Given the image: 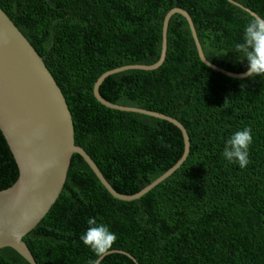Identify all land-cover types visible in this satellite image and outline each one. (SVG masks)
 Masks as SVG:
<instances>
[{
	"label": "trees",
	"instance_id": "obj_1",
	"mask_svg": "<svg viewBox=\"0 0 264 264\" xmlns=\"http://www.w3.org/2000/svg\"><path fill=\"white\" fill-rule=\"evenodd\" d=\"M264 17V0H234ZM43 58L68 102L75 143L119 193L141 191L181 158L184 140L173 123L109 108L94 96L107 71L153 65L163 24L173 8L192 18L206 58L230 72L248 68L235 45L243 41L248 11L228 0H0ZM106 100L156 111L180 121L190 150L168 178L142 197L112 196L78 154L46 216L23 240L37 264H90L81 240L95 217L139 264H264V77L234 78L202 62L187 19L169 20L167 50L156 69H128L105 78ZM251 127L250 163L240 168L222 155L226 141ZM19 175L0 130V190ZM98 264H136L111 252ZM0 264H30L10 247Z\"/></svg>",
	"mask_w": 264,
	"mask_h": 264
},
{
	"label": "water",
	"instance_id": "obj_2",
	"mask_svg": "<svg viewBox=\"0 0 264 264\" xmlns=\"http://www.w3.org/2000/svg\"><path fill=\"white\" fill-rule=\"evenodd\" d=\"M228 1L244 8L251 15H258L234 0ZM176 13L187 19L199 57L204 64L230 77H247V71L230 72L206 58L192 18L181 8H173L165 17L161 56L155 64L128 65L102 74L94 85V96L101 104L116 110L165 119L179 128L184 140V152L175 165L141 191L126 195L111 186L89 154L75 143L74 121L61 87L43 58L0 7V130L19 172L11 187L0 190V249L10 247L30 264H37L23 238L46 216L58 199L74 154L86 161L112 196L124 201L142 197L185 161L190 150V140L180 121L156 111L114 104L99 92L100 85L111 74L128 69H156L163 63L169 20ZM111 252L124 254L139 264L126 251Z\"/></svg>",
	"mask_w": 264,
	"mask_h": 264
},
{
	"label": "clouds",
	"instance_id": "obj_3",
	"mask_svg": "<svg viewBox=\"0 0 264 264\" xmlns=\"http://www.w3.org/2000/svg\"><path fill=\"white\" fill-rule=\"evenodd\" d=\"M235 52L242 55L241 61L248 62L246 75L249 77H264V17L253 15L244 26L243 41L235 45ZM253 130L246 127L235 131L226 141L223 157L228 162L238 163L240 168H246L250 161V146L253 143ZM89 227L81 236L83 243L97 257L102 258L117 240V236L108 225L98 223L95 217L87 220ZM90 264H98L97 260Z\"/></svg>",
	"mask_w": 264,
	"mask_h": 264
}]
</instances>
